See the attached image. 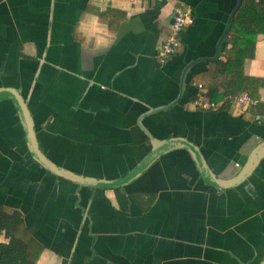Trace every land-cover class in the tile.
<instances>
[{"label": "crops", "instance_id": "crops-1", "mask_svg": "<svg viewBox=\"0 0 264 264\" xmlns=\"http://www.w3.org/2000/svg\"><path fill=\"white\" fill-rule=\"evenodd\" d=\"M236 2L0 0V205L22 214L38 264H264V87L243 112L197 109L214 63L200 62L180 102L148 114L215 57ZM177 5L195 23L162 65ZM244 74L264 79V34Z\"/></svg>", "mask_w": 264, "mask_h": 264}, {"label": "trees", "instance_id": "trees-1", "mask_svg": "<svg viewBox=\"0 0 264 264\" xmlns=\"http://www.w3.org/2000/svg\"><path fill=\"white\" fill-rule=\"evenodd\" d=\"M261 34H264V0H243L222 45L225 59L209 64L206 96L210 101L217 103L243 92L259 98L258 89L264 87V79L246 76L244 66L255 57ZM43 250L27 229L22 214L0 205V264H38Z\"/></svg>", "mask_w": 264, "mask_h": 264}, {"label": "built area", "instance_id": "built-area-1", "mask_svg": "<svg viewBox=\"0 0 264 264\" xmlns=\"http://www.w3.org/2000/svg\"><path fill=\"white\" fill-rule=\"evenodd\" d=\"M133 3H141L147 0H130ZM157 1H167V0H157ZM195 23V18L193 15L185 9L182 5H177L175 7L174 17L170 29V33L164 38L162 46L157 54L159 62L164 65L167 61L174 55H176L183 46L182 37L185 30ZM197 99L193 102V105L200 110H211L217 111L225 106L234 107L237 112L246 111L259 104V100L252 98L249 94H237L235 96H226L220 102L210 101L206 93L204 92V85L200 84ZM257 122L259 124H264V115L257 117ZM237 167L239 164L236 165Z\"/></svg>", "mask_w": 264, "mask_h": 264}, {"label": "water", "instance_id": "water-1", "mask_svg": "<svg viewBox=\"0 0 264 264\" xmlns=\"http://www.w3.org/2000/svg\"><path fill=\"white\" fill-rule=\"evenodd\" d=\"M242 3H243V0H237L236 5H235L234 9L232 10V12H231V14H230V16H229V18L227 20L224 34H223L221 40L218 42L217 51H216L215 57H212V58H200V59L192 62L188 66V68L185 69V71H184V73H183V75L181 77L180 94H179L178 98L176 99V101H174L173 103H171L170 105H168L166 107L158 108V109H155V110H150L148 112L149 115L154 114V113L159 112V111H162V110H165V109H168V108H171L175 104H177L178 102H180V100L183 97L184 92H185V85H186L187 74H188V72L190 71V69L194 65H196V64H198L200 62H215V61L219 60V57H220V54H221V50H222V45H223L224 41L227 39V37H228V33H229L230 26H231V22H232L233 18L235 17L236 13L238 12V10L240 9ZM17 99H18V102H19V106H20V108H21L24 116L26 117V120L31 124V120H30L31 115H30V112H29V110H28L25 102L23 100H21L19 97H17ZM140 125L143 128L142 124H140ZM143 130H144V128H143ZM144 131H146V130H144ZM147 136L154 143L155 139L149 133H147ZM181 142H184V144L186 145V147H189L190 150L194 153L195 159H196L198 165L200 166V169L202 171V174L204 175V177L207 179L208 182H210V183L218 186L219 188L220 187L223 188V187H226L227 185H230V184H224L222 181H220L219 179H217V177L214 175V173L212 172V170L207 165L204 157L202 156V154H201L200 150H198V148H196L195 146H193L192 144H190L188 142H185V141H181ZM156 144H158V143L156 142ZM174 145H175V142L166 143L164 145V146H167L166 148L163 145H160L159 146L160 148L158 147L159 149L156 150V154H158V156H159L163 152L168 151ZM260 155H258V156H256V157L253 158L251 164L249 165V169L243 174V176L241 177V179L239 181H241L242 179H244L248 175V173L251 171V169L256 165V163L258 162V160L261 159L262 155L261 156ZM64 174H65V176H68V177H70L72 179H75L79 183H84V184L85 183H89V184L102 185L101 182L99 183L98 181L88 180L87 178H84V177H81V176H77V175H75L73 173L64 172ZM103 185H106V184H103Z\"/></svg>", "mask_w": 264, "mask_h": 264}]
</instances>
